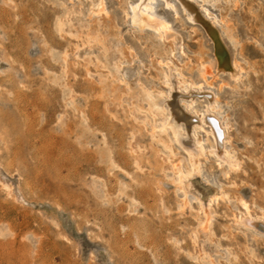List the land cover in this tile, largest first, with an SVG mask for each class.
Here are the masks:
<instances>
[{"label":"rangeland","instance_id":"obj_1","mask_svg":"<svg viewBox=\"0 0 264 264\" xmlns=\"http://www.w3.org/2000/svg\"><path fill=\"white\" fill-rule=\"evenodd\" d=\"M95 1L0 0V264H264V234L233 222L241 199L252 216L264 214V0L206 3L244 69L237 80L221 73L210 89L238 168L207 152L206 128L197 132L205 158L193 181L225 193L206 208V229L205 194L187 192L182 206L174 182L171 163L187 168V152L168 141L170 158L150 135L161 117L139 85L166 89L161 60L179 69L175 82H199L210 41L178 0H155L154 14L171 26L164 37L124 17L134 0H103L100 14L89 9ZM104 56L120 71L108 73Z\"/></svg>","mask_w":264,"mask_h":264},{"label":"bare ground","instance_id":"obj_2","mask_svg":"<svg viewBox=\"0 0 264 264\" xmlns=\"http://www.w3.org/2000/svg\"><path fill=\"white\" fill-rule=\"evenodd\" d=\"M178 1L182 9L187 12V17L189 18L190 22L192 21L199 25L205 33V36H207L208 40L210 41L212 48V59H199L197 67L200 74L201 82L199 81L197 83L193 81H188L187 78L186 81L181 74L179 76H181L182 78L178 79V82H175L174 77L172 75V71H174L173 73H176L179 72V69H171L169 63L166 60H161L159 61V64L165 65V69L161 70L162 75L160 80L163 81L166 86V89H158L156 92L154 91L153 93L151 92L150 88L146 89V87L144 88L143 86L141 87L139 85V90L144 101L146 102L150 114H152L153 116L159 115L161 117L159 124L153 123L151 125L149 131L151 134H149L151 136L155 135L158 137V142L162 143L164 149L167 150L170 158L173 156L174 151L168 141L170 143L176 144L179 148L187 152L189 160V165L187 168L182 167L180 162L175 161L176 163H171V166L173 168L172 170L175 174L174 182L175 185H177V188L182 191V194L184 196L183 205L181 204L182 206L186 205L187 201L185 199V196L187 192H193L198 195L205 194L204 196H206V200L208 201L207 202L205 200L207 202V207H205V204L203 205L202 202L199 203V210L202 212V218H200L201 220L199 221L198 225L201 228L206 229L211 224V215L207 212V210L209 209L206 210V208H209L211 202L218 200L219 197L222 199L225 196V193L221 190L222 188L210 189L208 193H203V190H199L196 182L193 181V178L199 173L202 167V161L200 157L205 155L204 147L202 145V139L200 138V136H198L197 132L199 129L206 128L205 132L210 138L208 142L209 144L208 146H206L207 152L214 156L217 161L223 164L225 163L228 168L227 170H235L238 168V160L235 158L234 154L229 151V149L226 147V143L230 142L229 124L228 121H226L223 116H221L220 97L217 94L219 92L215 93L217 90L213 92L210 89L213 83H215V81L217 82L221 73L229 72L228 74H230L233 80H237L244 69L240 67L235 60L230 59V54L223 42L221 31L219 30L220 28H217V25H219L220 22L224 21L218 20L216 15L212 11H210V9L206 5V3H208L207 0ZM163 3L164 7H175L174 0H163ZM154 5L155 0H134L132 2H127L126 8L124 7V17H127L129 22L133 26L139 29H143L145 27H152L155 30L154 32H156L159 37H164L165 34L171 32V26L166 19L160 16L158 17L154 14ZM89 9L91 10V12L93 11L99 14L100 12H106L103 0H96L93 4L90 5ZM90 10H88V12ZM58 27L59 30L62 29L61 22L58 23ZM102 67H106L105 69H107L108 73L110 71H113V73L114 71H120L119 66H116L115 63L108 61L105 56L103 58ZM177 74L178 73H176V75ZM204 83L207 87V89H205L206 91H202L201 89V85ZM225 84V81L219 80L217 86L222 88V86ZM180 88L183 91L182 93H178L176 91V89L178 90ZM173 90H175L176 92L173 93ZM196 90L199 92H197ZM174 97H176V99H174L173 102L171 99ZM197 98L205 99V101H203L204 104L201 105L202 107H199L198 109L194 108L195 102L199 101L197 100ZM180 105H182L181 107L183 108H181ZM202 135L203 134H201V136ZM4 182V188H8L9 191H11L9 183L5 184ZM239 203L244 209V214L241 213L239 215H235L233 222L235 221L243 227L251 228V230H258L257 232H261L264 234V214L262 213L260 214V216H252L250 214V209L248 206L249 204H247L242 199Z\"/></svg>","mask_w":264,"mask_h":264}]
</instances>
